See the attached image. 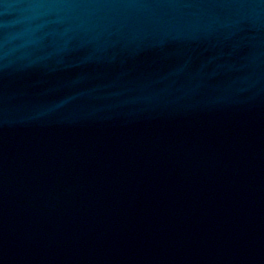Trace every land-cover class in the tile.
<instances>
[{
	"label": "water",
	"instance_id": "obj_1",
	"mask_svg": "<svg viewBox=\"0 0 264 264\" xmlns=\"http://www.w3.org/2000/svg\"><path fill=\"white\" fill-rule=\"evenodd\" d=\"M0 264H264V0H0Z\"/></svg>",
	"mask_w": 264,
	"mask_h": 264
}]
</instances>
